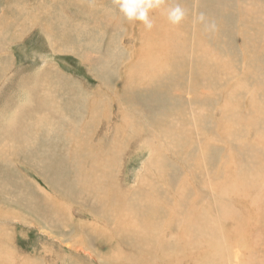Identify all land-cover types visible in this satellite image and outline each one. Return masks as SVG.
I'll list each match as a JSON object with an SVG mask.
<instances>
[{
  "label": "rangeland",
  "instance_id": "rangeland-1",
  "mask_svg": "<svg viewBox=\"0 0 264 264\" xmlns=\"http://www.w3.org/2000/svg\"><path fill=\"white\" fill-rule=\"evenodd\" d=\"M218 4L225 5L224 2L217 3L212 18H216ZM104 7L110 8L106 19H103L104 12L101 11ZM205 11L207 9L203 13ZM118 14L122 15L113 0H0V264H125L120 261L123 260L121 257L130 255L131 243L135 240H130L119 225L118 231L120 229L123 234H115L114 227L110 226L105 231L101 230L104 224L114 226L115 220L106 219L110 206L94 214L99 218L95 222L89 215L90 209L95 211L98 208L93 206L94 200L90 201L94 197L86 195L84 190L74 189L72 182L76 179L73 169L67 170L71 189L64 190L65 187L61 186L62 175L66 176L64 159L70 157L69 150L72 147L67 143L70 139L75 141L80 133L84 135L83 127L92 117L88 109H92L94 115L89 129L90 144H96V148L89 147L87 152L105 160L111 153L114 160L110 178H114V189L121 186L123 190H129L137 186L138 179L145 178V164L150 158V151L135 129L132 128L133 132L127 134L117 130L121 120L129 124L123 114L137 115L136 122L139 125L147 124L146 121L152 122L150 115L155 114L153 110H165L174 104L180 67L191 65L190 58L198 38L205 43L199 57L206 62V70L212 71L210 84L216 91L223 84L221 77L224 73H221V69L227 70L225 58L231 61L230 65L238 67L236 73L241 74L244 68L245 71H251L246 63H242L244 58L238 62L234 57L236 54H233L242 45L240 36L224 38L220 34L221 39L215 41L203 23H183V19L178 25L179 31L188 29L186 35L192 36L191 40L182 43L175 53L170 37L163 41L157 37L152 55L147 60L153 65L159 59L156 50L160 49V41L173 50V53H164V56L173 55L172 64L166 66L175 68L171 93L167 92L165 100L154 99L158 95L145 94L141 97L142 103L138 102L133 111L131 105L135 101L136 88L131 89L128 84H123L124 67L133 59V55L125 50L131 47L134 52L135 44L133 46L126 38H136L133 29L140 27L139 21L132 24L123 17L125 24L120 31L110 34V30L116 29ZM159 20L163 18L159 16ZM91 34H94L93 41L88 38ZM111 35H122V40H126L120 43L116 37V45L112 46V49L115 47L116 56H109L113 55L109 54ZM125 35L128 37L125 38ZM185 38L184 35L181 40ZM256 45L260 60H264V51ZM247 51L250 53V48ZM194 59L195 62L197 57ZM261 62L255 63V73L264 71ZM166 67L155 68L164 70ZM254 83L256 96H260L257 82L249 85ZM126 92L132 93L131 102L122 104L120 95ZM240 96L245 98L241 92ZM206 100L204 97L203 102ZM222 102L219 100V105ZM167 120L164 117L161 119L162 122ZM250 126V129L241 127L243 131L240 138L246 141L248 149L252 148V139L256 138L252 133L253 124ZM147 128L149 130L145 131L148 135L158 132L154 130L155 126L148 125ZM114 131H117L116 135ZM231 133L234 135L231 138L225 135L221 140L210 139L216 164L222 155H226L227 159L238 155L234 141L238 140L235 137L238 132ZM193 137H197L195 133ZM115 148H119L115 153L117 156L113 152ZM98 149L102 153L93 151ZM260 149V165L253 171L258 173L257 186L246 190L242 198L238 197L240 191L237 190L227 191L222 200L214 198V205L217 200L233 203V213L226 212L221 225L217 218L210 216L221 246L219 256L212 250L204 264H264V146L261 144ZM163 155L169 160L171 175L176 178L181 171L178 164L169 159L167 151ZM110 160L106 163H111ZM227 166L234 169L232 163ZM145 179L155 184L159 180L158 177ZM36 189L45 198L41 203ZM142 191L141 187L136 189L139 196ZM210 191L211 197L214 196L215 192ZM27 195H36V203L32 204ZM57 207L58 211L52 212ZM154 224L156 227L151 230L160 226ZM144 229L148 233L149 227ZM116 238L121 239L116 242ZM203 248L207 249L205 245ZM169 262L173 264L172 259ZM186 262L183 264H190ZM196 262L199 263L198 260Z\"/></svg>",
  "mask_w": 264,
  "mask_h": 264
},
{
  "label": "bare ground",
  "instance_id": "bare-ground-1",
  "mask_svg": "<svg viewBox=\"0 0 264 264\" xmlns=\"http://www.w3.org/2000/svg\"><path fill=\"white\" fill-rule=\"evenodd\" d=\"M222 2L225 5L218 4L216 18H212L215 6L217 3ZM174 3L181 4L186 10L183 23L195 24L196 15L207 9L203 14L207 21H214L216 24V29L209 31V35H213L215 41L221 39L220 34L224 38L232 35L240 36L239 39L242 45L237 47L238 49L235 50L237 52L233 54H236L234 57L238 62L242 61L241 58H244L242 63H246L251 71H245L246 68H244L241 74L236 73L238 67L230 65L231 61L229 62V59L225 58L226 63H224V66L227 70L223 71V68L221 69V73H224V76L221 77L223 84L216 91L210 84V80H212L210 73L212 71L210 69L206 70V62L199 57L205 43L198 38V44H195L194 54L190 58L191 65L186 67L184 64L180 67L175 86V92L177 93L174 97L176 100H173L174 104L165 110H153L155 114L150 115L152 122L146 121L147 124L139 125L136 122L137 115L123 114L129 124L121 120L119 127L117 128L116 125L115 129L117 128L122 134L132 133L135 129L139 138L143 139L144 146L150 151V158L145 164L147 170L145 178L149 180L158 177L159 180H156L158 184L140 178L134 188L123 190L120 186L114 189V178H110L113 174L110 169L112 160H114L113 157L111 158V153L108 159L105 160L96 158L94 155L91 156L87 152L89 147L96 148V144H90L89 129L93 123L94 115L91 113L93 112L92 109H88L92 117L83 127L84 135L80 133L75 141L70 139L67 143V145L71 144L72 147L69 150L70 157L63 158L66 176L62 175L61 186L65 187L64 190L71 189V183L67 181L69 174L67 170L73 169V175L76 179L72 182L74 189L77 191L84 190L86 195L94 197L90 201L94 200L93 206L96 205L98 208L95 211L90 209L91 214L89 215L95 219V222L99 218L94 214L99 209L104 210V208L110 206L106 219L115 220L114 226L102 223L104 226L101 230L105 231V228L109 226L114 227L115 234H123L122 231H124L130 237V240H135L131 243L132 250L128 253L130 255L121 257L123 260L120 261L125 264L129 262L131 264H170V259L173 260V264H183L186 261L190 264H204V260H207L212 250L217 255L220 253L219 247L221 246L216 229H214L213 219H210V216L217 218L220 224L224 220L226 212L233 213L231 209L233 208L232 202V204H226L228 203L226 200V203L218 200H222L229 190L240 191L238 197L242 198V196H245L246 190L256 187L258 183L256 181L258 173L253 171L260 165L258 159L260 158L258 155V151L261 150L260 144L264 146V71L255 73L253 68L258 61H262L261 64L264 67V60H260L261 55L258 56L260 53L256 45L258 44L264 51V0H165V4L161 9L153 10L150 13L153 20L151 30H146L143 24L138 22L140 28L133 29L135 36L137 35L136 38H126L128 36L125 35V38L132 42L133 46L135 44L134 52H132L131 47L125 50L133 55V59L124 67L125 75L123 79V84H128L131 89L136 88L135 101L131 105L132 110H136L138 102L142 103L143 99L141 97L143 95H158V98L154 99L165 100V95L173 87L175 68L173 66L166 67L172 64L173 55L164 56L165 52L173 53V50L160 41V49L156 50L159 59L154 61L153 65L147 60L152 55L157 37L162 38V41L170 37L175 53H177L182 43H186L192 38V36L186 35L188 29L179 31L178 25L182 22L173 25L167 20L164 8ZM189 8H191V11H188ZM101 11L104 12L103 19H106L108 13H110V8L104 7ZM159 16L163 18L162 21L159 20ZM117 18L118 21H115L116 29L110 30V34L120 31L121 26L125 24L123 15L118 14ZM93 35H89L90 41H93ZM184 35L186 38L182 41L181 37ZM116 37L111 35L109 38L111 42L109 54H113L109 56H116L115 47L112 49V46L116 45L117 38L120 43L124 40L121 38L122 35ZM249 48L250 53L247 51ZM194 57H197L195 62ZM181 62L182 60H180V64ZM154 66L166 68L160 70ZM157 77L160 79H154ZM148 80L150 81L147 82ZM150 82L153 84L150 85ZM253 82L259 84L256 83V86H259L260 96H256L253 88L255 83L249 85ZM240 92L245 96L244 99L240 96ZM120 97L122 104L130 103L132 93H121ZM204 97L207 100L203 102ZM219 100L223 101L220 105ZM89 105L91 107L93 101ZM98 111L99 109L95 113L97 114ZM163 117L168 119L167 122L161 121ZM251 123L254 126L252 133L256 135V138L252 139V148L248 149L246 141L244 139L240 140L243 131L241 127L250 129ZM148 125L155 126L154 130L158 132L148 135L145 131L149 130ZM211 131L213 133H210ZM231 132H238L235 135L238 140H234L236 141L235 147L238 155H235L236 157L231 156L230 159H227L226 155H222L220 161L216 164L210 139L221 140L222 136L225 137V135L231 138L234 136ZM116 133L117 131H114L115 135ZM194 133L197 136L196 138L193 137ZM114 144H118V142H114ZM118 149L113 150L115 156H117L115 153ZM93 151L102 153L100 149ZM166 151L169 153V159L174 160L181 170L176 178L171 175V168L168 165L169 160L163 155ZM109 160L111 163H106ZM228 163L234 165L233 170L227 166ZM213 180L216 182H213ZM220 180L223 181L220 182ZM105 183L107 184L105 185ZM209 184L214 185L210 186ZM5 186H8V184ZM138 187L143 189L140 196L136 193ZM210 190L215 192L212 197ZM37 192L39 193L36 189ZM107 195L108 197H106ZM35 196L27 195L26 197L30 198L32 204H35ZM215 197L218 198L215 202L216 205L213 204ZM44 200L45 198L39 193V203ZM262 203H264V199ZM50 205L51 201L49 203L51 211ZM58 208L52 210V212L58 211ZM154 223L160 226L151 230L156 227ZM118 225L122 231L120 229L118 231ZM96 226L99 227L97 224ZM146 226L149 227L148 233L144 231ZM167 232H170V234L167 235ZM141 234L144 236H141ZM119 239L121 238H116V242ZM204 245L207 247L206 250L203 248ZM116 259L114 258V260ZM197 260L199 263L196 262Z\"/></svg>",
  "mask_w": 264,
  "mask_h": 264
},
{
  "label": "clouds",
  "instance_id": "clouds-1",
  "mask_svg": "<svg viewBox=\"0 0 264 264\" xmlns=\"http://www.w3.org/2000/svg\"><path fill=\"white\" fill-rule=\"evenodd\" d=\"M113 2L127 21H139L146 30L153 28V20L150 17V13L153 10L161 9L165 4V0H113ZM164 14L171 24L177 25L185 18L186 10L181 4L174 3L164 8ZM194 22L203 23L205 29L209 31L216 29L215 22L207 21L203 13H199L195 17Z\"/></svg>",
  "mask_w": 264,
  "mask_h": 264
},
{
  "label": "crops",
  "instance_id": "crops-1",
  "mask_svg": "<svg viewBox=\"0 0 264 264\" xmlns=\"http://www.w3.org/2000/svg\"><path fill=\"white\" fill-rule=\"evenodd\" d=\"M20 134V133H19ZM10 136H15V135H10Z\"/></svg>",
  "mask_w": 264,
  "mask_h": 264
}]
</instances>
